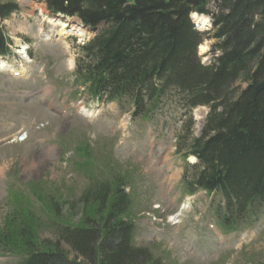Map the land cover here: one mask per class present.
<instances>
[{
	"label": "trees",
	"instance_id": "16d2710c",
	"mask_svg": "<svg viewBox=\"0 0 264 264\" xmlns=\"http://www.w3.org/2000/svg\"><path fill=\"white\" fill-rule=\"evenodd\" d=\"M131 1L44 4L52 15L76 17L89 29L102 26L76 64L91 98L122 101L133 118L142 119L168 96L185 116L208 110L197 137L191 118L177 136L178 152L196 160L185 164L183 183L189 192L221 196L224 228L251 222L264 206V88L254 96L264 84V0ZM209 4L212 29L200 33L189 14ZM17 11L14 1L0 0V56L11 54L2 22ZM206 40L213 41L208 64L197 55ZM120 183L87 188L75 212L52 187L45 196L52 205H41L43 216L22 193L11 192L0 222V251L17 264H161L148 249L134 246L126 219L130 201ZM41 217L50 222L54 240L41 236Z\"/></svg>",
	"mask_w": 264,
	"mask_h": 264
},
{
	"label": "rangeland",
	"instance_id": "374dc122",
	"mask_svg": "<svg viewBox=\"0 0 264 264\" xmlns=\"http://www.w3.org/2000/svg\"><path fill=\"white\" fill-rule=\"evenodd\" d=\"M12 1L19 11L3 27L15 56L0 60L9 67L0 69V222L11 192L22 193L43 216L53 188L75 212L84 190L120 180L130 199L126 219L133 225V244L161 264H264V206L254 222L226 232L216 215L219 194L190 195L181 183L184 164L176 137L189 118L197 137L208 110L197 108L186 117L168 96L149 119L131 120L129 106L121 111L116 104L87 99L75 87L72 71L78 46L91 34L76 19L65 30L51 26L56 19L41 0ZM208 20L205 29L192 22L205 33L212 29ZM72 26L80 37L64 34ZM49 31L60 36L50 38ZM212 44L206 40L198 47L201 63L210 62ZM41 219L43 237H53L50 222ZM17 262L0 253V264Z\"/></svg>",
	"mask_w": 264,
	"mask_h": 264
},
{
	"label": "bare ground",
	"instance_id": "6f19581e",
	"mask_svg": "<svg viewBox=\"0 0 264 264\" xmlns=\"http://www.w3.org/2000/svg\"><path fill=\"white\" fill-rule=\"evenodd\" d=\"M210 5V4H209ZM209 5H206V6H202V7H200V8H204V9H206V12H207V15H206V17L207 18H209V14H208V7H209ZM199 8V9H200ZM198 10V9H197ZM196 10V11H197ZM196 11H193V12H191L190 14H189V19H190V21H193L194 23H196L197 24V26L199 27V29H205L207 26H208V23H209V20L205 17V16H200V17H198L197 15H196ZM192 22V23H193ZM56 23V24H55ZM55 24V26L58 24L59 26H61V30H65V28H68V27H66V25L65 24H62V23H60V22H58V20H53L52 22L50 21V25L52 26V25H54ZM212 24H213V21H212ZM76 29H73L72 31H75ZM79 31V30H78ZM60 31H57V32H53V31H49V37L50 38H53V37H57V36H60V33H59ZM62 34H63V32H61ZM75 35H80V32H78V34H76L75 33ZM46 40H48V39H46ZM201 49H203V48H201ZM2 68H4L5 66L4 65H2L1 66ZM200 120L201 119H197V123H198V125H200L199 123H200Z\"/></svg>",
	"mask_w": 264,
	"mask_h": 264
},
{
	"label": "water",
	"instance_id": "95a60500",
	"mask_svg": "<svg viewBox=\"0 0 264 264\" xmlns=\"http://www.w3.org/2000/svg\"><path fill=\"white\" fill-rule=\"evenodd\" d=\"M126 1H127L128 4L132 3L131 0H126ZM196 15L197 16H200V15L206 16L207 15L206 9H204V8L198 9L196 11ZM263 88H264V84H260V85L256 86L255 89H254V96H256V94Z\"/></svg>",
	"mask_w": 264,
	"mask_h": 264
}]
</instances>
